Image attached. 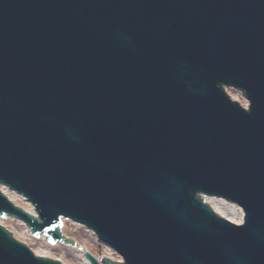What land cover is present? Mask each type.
<instances>
[{
	"label": "water",
	"instance_id": "water-1",
	"mask_svg": "<svg viewBox=\"0 0 264 264\" xmlns=\"http://www.w3.org/2000/svg\"><path fill=\"white\" fill-rule=\"evenodd\" d=\"M226 77L250 90L251 115L222 92ZM138 99L140 137L122 133L115 142L123 154L111 157L130 164L140 186L126 185L111 203L86 173L91 150L118 127L92 119ZM57 168L73 172L61 188ZM213 177L219 185L205 192L240 203L245 228L188 201ZM0 183L46 215L95 229L126 264H264V0H0ZM4 212L26 219L34 234L51 225L0 195ZM57 223L45 233L62 240ZM0 264L57 263L33 257L0 227Z\"/></svg>",
	"mask_w": 264,
	"mask_h": 264
},
{
	"label": "bare ground",
	"instance_id": "bare-ground-1",
	"mask_svg": "<svg viewBox=\"0 0 264 264\" xmlns=\"http://www.w3.org/2000/svg\"><path fill=\"white\" fill-rule=\"evenodd\" d=\"M234 96L236 99L239 100L237 95L231 94ZM240 101V100H239ZM243 103V102H242ZM246 103V102H245ZM247 104V103H246ZM3 190V189H2ZM4 193L15 203L23 207L29 212H32V207L25 202V200L15 194L8 193L7 191L3 190ZM210 204L218 210L221 214L227 216L228 218L239 222L243 223V212L240 208L227 204L226 202L223 201H218V200H210ZM2 223V222H0ZM65 228H64V234L68 237L75 238V236L78 234V242L81 243V247L86 251V252H91L95 251L96 253L99 254L100 251V246L99 243L97 242L96 237L89 232L88 230L78 227L74 225L71 222L65 223ZM14 229L17 231V235L19 238L30 244L32 247H37V251L43 255H47L50 257H56L61 254L64 260H62L65 264H88L84 253H81L79 251H75L70 247L66 246H54V247H49L46 245L43 241H35L32 239L30 232L24 227L21 226V223L19 224H14ZM74 234V235H72ZM108 257H113L109 249H106V252ZM116 259V258H114Z\"/></svg>",
	"mask_w": 264,
	"mask_h": 264
},
{
	"label": "rangeland",
	"instance_id": "rangeland-1",
	"mask_svg": "<svg viewBox=\"0 0 264 264\" xmlns=\"http://www.w3.org/2000/svg\"><path fill=\"white\" fill-rule=\"evenodd\" d=\"M15 223H16L15 221H9L8 224H7V226H8L11 230H14L15 232H17V231L14 229V224H15ZM16 224H18V223H16ZM78 236H79V235H76L75 238L78 239ZM36 249H37V247H36ZM93 252H95V251H93ZM56 257H58V258H62L61 254L58 255V256H56Z\"/></svg>",
	"mask_w": 264,
	"mask_h": 264
}]
</instances>
